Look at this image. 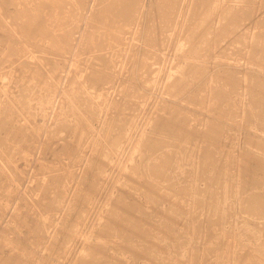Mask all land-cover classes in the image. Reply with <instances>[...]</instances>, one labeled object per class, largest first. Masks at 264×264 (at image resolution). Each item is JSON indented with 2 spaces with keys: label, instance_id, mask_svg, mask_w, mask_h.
<instances>
[{
  "label": "rangeland",
  "instance_id": "1",
  "mask_svg": "<svg viewBox=\"0 0 264 264\" xmlns=\"http://www.w3.org/2000/svg\"><path fill=\"white\" fill-rule=\"evenodd\" d=\"M43 2L0 4V264H264V0Z\"/></svg>",
  "mask_w": 264,
  "mask_h": 264
},
{
  "label": "bare ground",
  "instance_id": "2",
  "mask_svg": "<svg viewBox=\"0 0 264 264\" xmlns=\"http://www.w3.org/2000/svg\"><path fill=\"white\" fill-rule=\"evenodd\" d=\"M0 1H2V4H1V2H0V4H1V6H3V7H5L6 8V4L8 3V4H12V6H14V5H16V6H14V10L13 9H11V10H13V12L14 13H16V17H17V19L18 18H20L21 20H22V24L24 25V26H28L29 24H28V22L30 23V24H33L32 26H34V23H35V27H37V23H36V20H37V17H38V15H37V13H36V11L33 9V7L34 6H36V5H41V4H43L44 2H43V0H0ZM9 1V2H8ZM57 1V0H56ZM119 1V2H118ZM121 1V2H120ZM117 2H118V6H120V7H115V6H117V3H114V6L111 8V9H114L113 11H112V14H114V15H123V16H125L128 12H130V10H131V7H132V4H133V0H117ZM3 3H5V5L3 4ZM59 4H60V1L58 2ZM56 4V3H55ZM61 4H64L63 2H61ZM57 6V5H56ZM59 6V5H58ZM62 6V5H61ZM8 7V6H7ZM209 7V6H208ZM5 8H4V11L6 12V10H8V9H10V7L7 9L6 8V10H5ZM56 8V7H55ZM59 9H56V10H60L59 12L60 13H62L63 12V10H64V8H65V5L63 6V8L62 9H60V6L58 7ZM209 8H211L210 10H212V7H209ZM208 8V9H209ZM1 9V8H0ZM3 9V8H2ZM207 9V8H206ZM207 9V10H208ZM9 11V10H8ZM58 11L56 12L57 13V15L56 16H58V14H60ZM206 12V11H205ZM7 13V12H6ZM9 13V12H8ZM10 13H12V11L10 12ZM53 15V14H52ZM55 15V14H54ZM63 17H64V15L65 14H61ZM205 16L207 15V18L209 17V13H207V14H204ZM61 16V17H62ZM205 16H202V17H204V19L205 20H208L207 18H205ZM224 16H225V18H229L230 20H231V22H232V25L235 27V29H238V27H239V23H240V21H241V16H240V14H238V12L237 11H235L234 10V8H228V9H226V11H225V14H224ZM55 18H57V17H55ZM58 18H59V16H58ZM58 18H57V22H58ZM30 19V20H29ZM60 20H61V18H59ZM53 20H54V18H53ZM204 20V21H205ZM262 20L264 21V18H262ZM54 22H55V24H56V21H53V24H54ZM207 22V21H206ZM60 23H62V22H60ZM65 23H66V21H65ZM48 24V23H47ZM60 25H62L61 27H64V29H62L63 30V32L64 31H68L69 30V28H67L66 26H68L69 25V22L67 23V25H65V26H63V23L62 24H60ZM104 25L105 26H107V27H110L109 26V22L108 21H106V22H104ZM114 27H111V29L113 30V31H118V30H120L124 25H125V23H123V21H122V19H120L119 20V22H114ZM31 26V27H32ZM49 26L50 27H52L51 25H50V23H49ZM23 27V26H22ZM29 27V26H28ZM27 27V28H28ZM35 27H33V28H35ZM70 27V26H69ZM234 27H232V28H234ZM24 28V27H23ZM26 28V27H25ZM29 29H30V27H29ZM29 29H28V31H27V33L29 32ZM24 30V29H23ZM23 31V32H26V31ZM31 30H33V29H31ZM197 30H200V29H197ZM45 31H46V29H45ZM44 31V32H45ZM47 32V31H46ZM247 31L246 30H244L241 34H244V33H246ZM206 34V33H205ZM240 34V35H241ZM45 36H47V34L45 35ZM49 36V35H48ZM52 36V35H51ZM205 37L203 34L201 35V37ZM207 36H208V34H207ZM254 35H252V37H253ZM199 37H200V35H199ZM200 37V38H201ZM259 36H257V37H255L256 39L258 38ZM188 38V37H187ZM203 38H201L200 39V44H203L202 42H203V40H204V45H206L205 44V42H206V38L205 39H203ZM261 39V38H260ZM189 40V39H188ZM254 40V39H253ZM262 40V39H261ZM261 40H259V41H261ZM54 41V40H53ZM264 41V40H263ZM53 43V42H52ZM55 43V44H54ZM53 44L57 47L58 46V49H61V45L60 44H58L57 42H54ZM207 43H209V42H207ZM208 45V44H207ZM210 45V44H209ZM203 46V45H202ZM204 48H206L207 46H203ZM211 47V45L210 46H208L207 47V49H209ZM201 48V47H200ZM203 48V49H204ZM206 49V50H207ZM261 51H263L264 52V50H261ZM207 52V51H206ZM262 54H264V53H262ZM264 56V55H263ZM187 66V65H186ZM185 66V69L187 68ZM189 67L187 68V71L186 70H182V71H180L179 73V75H181L180 77H178V79L177 80H175L174 81V83H172L171 85L175 88L174 89V91L175 90H177L174 94L176 95L177 94V92H180V91H183L185 88H186V86L188 85V83L191 81V78H192V76H194V75H196V74H194V70L197 68V66L196 67H194L192 64H189L188 65ZM198 70H201V68L200 69H198ZM196 71V70H195ZM193 72V73H192ZM199 72H201V71H199ZM190 74V75H189ZM193 74V75H192ZM258 74V73H257ZM177 76V75H176ZM177 78V77H176ZM231 78H233V77H231ZM5 79V78H4ZM234 81L236 80V79H233ZM170 82V81H169ZM233 83V82H232ZM257 83H259V86L261 87V88H264V83H260V82H257ZM234 85H232V87H233ZM235 87V86H234ZM221 88H219V90L218 91H221L220 90ZM29 90V89H28ZM199 90V89H198ZM197 90V93L199 92V91H203L202 89L201 90H199L198 91ZM169 91H170V89H169ZM186 91V90H185ZM217 91V92H218ZM30 92V91H29ZM216 92V93H217ZM222 92V91H221ZM224 92V91H223ZM233 92V91H232ZM203 93V92H202ZM226 94H223V95H220V96H222V97H220L221 98V100L222 101H224L222 98L224 97V95H225V100L226 101H228L227 99V96L226 95H228L227 94V91L225 92ZM31 94V93H30ZM198 94H200V92L198 93ZM197 94V95H198ZM219 94H220V92H219ZM234 93H232V95H233ZM27 95V94H26ZM201 95V94H200ZM204 95V94H203ZM23 96V95H22ZM229 96V95H228ZM29 97V96H28ZM195 98H194V100L196 99V96H194ZM200 97H202V96H200ZM199 96H198V98H200ZM216 97H218L219 98V96H218V94H216ZM36 98V97H35ZM86 98V97H85ZM203 98V97H202ZM202 98H200V99H202ZM219 98V99H220ZM17 99V98H16ZM20 99V98H19ZM18 99V100H19ZM88 99V98H87ZM21 100H22V98H21ZM27 100H29V99H27ZM36 100V99H35ZM38 100V99H37ZM86 100V99H85ZM23 101H24V99H23ZM200 101V100H199ZM203 101V100H202ZM202 101H200V102H202ZM204 101H205V99H204ZM16 102H18L17 100H16ZM25 102V101H24ZM27 102V101H26ZM88 102V101H87ZM90 103H91V101H89ZM88 102V103H89ZM196 102V101H195ZM198 102V101H197ZM85 103V102H84ZM87 103V104H88ZM89 103V104H90ZM26 104V103H25ZM28 104V103H27ZM86 104V103H85ZM84 105V104H83ZM91 105V104H90ZM230 105V104H229ZM253 106L254 105H256V106H258L261 110H264L263 108H262V105H264V102L262 103V105L260 104V103H258V101H253V104H252ZM20 107V106H19ZM85 108H86V106H85ZM89 112H93V109H91V108H89V110H88ZM87 112V111H86ZM29 114V113H28ZM27 115V114H26ZM27 116H29V115H27ZM94 116V115H93ZM95 117V116H94ZM163 118V119H162ZM87 119V118H86ZM89 119H91L90 117H89ZM162 119V120H161ZM161 119H159V120H161V121H163L164 120V122L163 123H166V121H171V120H169L168 118L167 119H164V117H161ZM260 119L264 122V113L260 116ZM88 120V119H87ZM186 120H187V117L186 116H183L182 118H181V120H180V123H181V127L183 128L184 127V124L185 123H187L186 122ZM172 122H173V119H172ZM160 124L162 125V122L161 123H159V124H157L156 126H155V128L157 127L158 129H160L162 132L161 133H163V137L162 138H164L165 140H166V137H167V135H169L170 137H171V135L168 133V134H166L165 135V133H164V131H168V130H162V129H164L165 127L164 126H160ZM124 125V122L122 123V128H121V130L123 131V126ZM159 125V126H158ZM87 125L85 124V126H84V128L82 129V134H81V136H82V140L84 139V133H85V131L87 130L88 131V128L89 127H86ZM151 128H153V127H151ZM90 129V128H89ZM91 130V129H90ZM121 130H120V132H121ZM151 130V129H150ZM155 130V129H154ZM214 130H215V128H214ZM86 131V132H87ZM125 131V130H124ZM156 131V133H158V131H157V129L155 130ZM213 133V132H212ZM87 134H89V132L87 133ZM121 134V136L123 135L122 134V132L120 133ZM124 134H125V132H124ZM151 134H152V132H151ZM211 134V133H210ZM216 134V133H215ZM214 133L212 134V135H215ZM211 135V136H212ZM146 136V135H145ZM149 136H150V134H149ZM147 137L146 139H148L149 140V138L150 137ZM151 136H153V135H151ZM157 136V135H156ZM124 136H122L121 138L119 137V139H118V141L115 143V145H113V146H111L110 147V149H111V151H113L115 154L116 153H119L120 154V152L122 153V150H124V148L122 147L123 146V144H122V138H123ZM126 137V136H125ZM125 137H124V140H125ZM128 137H130V136H128ZM169 137V138H170ZM215 137L216 136H212V138H214L215 139ZM219 137V136H218ZM127 138V137H126ZM156 138V137H155ZM158 138H160V136L158 137ZM162 138H160L159 139V141L158 140H155L151 145H152V147H153V149L156 151V150H159V149H161V147H163V145L165 146V143L164 144H162V141L164 140V139H162ZM168 137H167V139H169ZM152 139H154V138H152ZM172 139V138H171ZM174 140V141H173ZM173 142H177V140L176 139H174L173 138ZM125 141H127V139L125 140ZM124 141V142H125ZM128 141H129V139H128ZM168 141V140H167ZM171 141V142H172ZM180 141H182V140H180ZM132 142V141H131ZM170 142V141H169ZM168 142V143H169ZM171 142H170V146H171ZM172 142V143H173ZM178 142H179V140H178ZM184 142V141H183ZM129 142H126V144H128ZM167 143V142H166ZM168 143H167V145L166 146H169L168 145ZM185 143V142H184ZM84 145H85V143H83ZM121 144H122V146H121ZM187 145H188V143H187ZM89 146V145H88ZM165 146V147H166ZM173 146V145H172ZM81 147H84V146H81ZM87 146H85V148H86ZM91 148H92V146H90ZM89 148V147H88ZM123 148V149H122ZM83 149V148H82ZM84 150V149H83ZM86 151V150H85ZM84 151V152H85ZM91 151V150H90ZM81 152H83L82 150H81ZM80 152V153H81ZM82 153L83 155L85 154V153ZM87 152H88V149H87ZM75 154H77L78 156H74V158L75 159H77V158H79V157H81V156H83V155H80V154H78V153H75ZM125 154V153H124ZM89 155V154H88ZM254 155V154H253ZM84 156H86V155H84ZM118 156V155H117ZM120 156H121V154H120ZM90 157V156H89ZM105 157H107V155H105ZM158 157H159V155H158ZM255 157H257V156H255ZM254 157V158H255ZM82 158V157H81ZM84 159H86L85 157H83ZM119 158V157H118ZM256 160L258 159V157L257 158H255ZM254 159V160H255ZM119 161V160H118ZM259 162V161H258ZM260 162H262L261 161V159H260ZM264 162H262L261 164H263ZM118 164V163H117ZM86 165V164H85ZM84 165V169H86V166ZM115 167V166H114ZM133 166H131L130 167V169L132 168ZM120 168V167H119ZM118 168V169H119ZM134 168V167H133ZM135 169H137V168H134L133 169V171H136ZM120 171V170H119ZM123 171H125V168H123ZM145 173H149V174H151L152 175V177H160L161 176V174H162V172H163V170H157V167H155L154 165H150V166H148L147 168H145ZM99 173H101V174H103V172L102 171H98V172H96L95 174H99ZM122 173V175H123V173L124 172H121ZM126 173V172H125ZM128 173V172H127ZM95 174H94V176H95ZM135 174H138V171H136V173ZM93 176V177H94ZM99 176V175H98ZM59 179V178H58ZM56 183H60L58 180H57V182ZM61 183H63V182H61ZM55 186V185H54ZM59 186V185H58ZM58 186H56L58 189H59V187ZM63 186V185H62ZM56 188V189H57ZM71 188H73V187H71ZM55 189V188H54ZM58 189H57V191H58ZM61 189V190H60ZM59 189V191L58 192H60V197H59V201L61 200L60 198H63V195H64V192H63V190H62V187ZM69 189V188H68ZM75 189V188H74ZM54 194L55 193H57L56 191L55 192H53ZM58 194V193H57ZM56 194V196H59V194L57 195ZM55 198H57V197H55ZM240 198V197H239ZM257 198V197H256ZM64 199V198H63ZM62 199V200H63ZM57 200V199H56ZM61 200V201H62ZM60 201V202H61ZM58 202V201H57ZM248 205H250V204H248ZM263 205V204H262ZM251 206V209H249V210H251L252 212H259V211H262L263 210V212H261V213H264V209L262 208V206H259L258 204L256 205V204H254L253 205V203H252V205H250ZM262 210H261V209ZM257 214H259V213H257ZM254 216V215H253ZM262 215H260V217H261ZM264 217V216H263ZM261 219V218H260ZM45 224V223H44ZM43 224V225H44ZM259 224H261V228H259V232H261L262 233V231H264V224L261 222V223H259ZM258 225V224H257ZM241 226V225H240ZM242 227V226H241ZM240 228V227H239ZM238 229V228H237ZM244 229V228H243ZM241 230V229H240ZM239 231V230H238ZM245 231V230H244ZM254 232H256V231H254ZM258 232V233H259ZM264 234V233H263Z\"/></svg>",
  "mask_w": 264,
  "mask_h": 264
}]
</instances>
